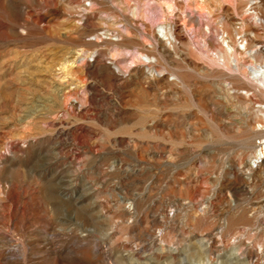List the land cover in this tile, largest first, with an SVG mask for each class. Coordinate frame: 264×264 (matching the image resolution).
<instances>
[{
    "label": "rangeland",
    "instance_id": "rangeland-1",
    "mask_svg": "<svg viewBox=\"0 0 264 264\" xmlns=\"http://www.w3.org/2000/svg\"><path fill=\"white\" fill-rule=\"evenodd\" d=\"M260 78L264 0H0V264H264Z\"/></svg>",
    "mask_w": 264,
    "mask_h": 264
},
{
    "label": "bare ground",
    "instance_id": "bare-ground-1",
    "mask_svg": "<svg viewBox=\"0 0 264 264\" xmlns=\"http://www.w3.org/2000/svg\"><path fill=\"white\" fill-rule=\"evenodd\" d=\"M161 4V3H160ZM170 6V5H169ZM227 27H228V25H227ZM224 31V30H223ZM226 32V31H225ZM170 44H171V42H170ZM229 46V45H228ZM227 48V47H226ZM231 48V47H230ZM226 50H228V49H226ZM229 51V50H228ZM260 54V53H259ZM232 55V54H231ZM224 56H225V54L224 53H222L221 52V56L220 57H222L223 59H224ZM251 56V55H250ZM254 57V56H253ZM252 57V58H253ZM215 58V57H214ZM216 59H218V58H216ZM221 60V59H220ZM218 61V60H217ZM224 63V62H223ZM254 64V63H253ZM255 65V64H254ZM224 66V65H223ZM246 66V65H245ZM253 66V65H252ZM236 67V66H235ZM249 67V66H248ZM255 67H258V65L257 66H255ZM247 69V68H246ZM245 69V70H246ZM260 69V68H259ZM238 70V69H237ZM239 70H241V69H239ZM257 70V69H256ZM261 70V69H260ZM244 72V71H243ZM251 72H249V74H250ZM254 73H255V71H254ZM253 73V74H254ZM261 73V72H260ZM241 74V73H240ZM258 74V73H257ZM242 75V74H241ZM244 75V74H243ZM250 76V75H249ZM256 76V75H255ZM260 76V75H259ZM247 77V76H246ZM253 77V76H252ZM240 78V77H239ZM239 78H237V79H239ZM241 79V78H240ZM233 80H235V79H233ZM253 81H254V78L252 79ZM257 80H259L262 84H264V78H260V79H257ZM235 82V81H234ZM256 82V81H255ZM258 82V81H257ZM256 82V83H257ZM237 84V83H236ZM258 84V83H257ZM236 86H238V85H236ZM237 88H239V87H237ZM236 89V88H235ZM262 89H264V88H262ZM239 90H241V89H239ZM241 93V92H240ZM243 93H245L244 91H243ZM262 93V92H261ZM239 94V93H238ZM245 95V94H244ZM237 96H239V95H237ZM241 96V95H240ZM243 96V95H242ZM245 97H246V95H245ZM238 98H240V97H238ZM242 100V99H241ZM260 113V112H259ZM257 124V126H258V124L259 123H256ZM261 127V126H260ZM257 128V127H256ZM253 131V130H252ZM256 134H257V136L259 135V133H256L255 132V134H254V136H256ZM253 134H251V135H249V136H252ZM253 137V136H252ZM250 138V137H249ZM253 139H255V137L253 138ZM261 139H264V138H261ZM250 140V139H249ZM262 142H264V141H262ZM261 153H264V151H262ZM255 155H256V153H255ZM258 159H260V158H258ZM262 159V158H261ZM261 162V161H260ZM262 163H264V161H262ZM257 165V164H256ZM247 167V166H246ZM253 167V166H252ZM251 168V167H250ZM249 169V168H248ZM256 169V168H255ZM260 169V168H259ZM251 170V169H250ZM246 171V170H245ZM247 172V171H246ZM252 172V171H251ZM254 172V171H253ZM248 173H250V172H248ZM260 173V172H259ZM262 173H264V172H262ZM248 176V175H247ZM261 176V175H260ZM254 177V176H253ZM256 178V177H255ZM258 178V177H257ZM248 180H249V178H248ZM253 180V179H252ZM255 180V179H254ZM247 181V180H246ZM229 182H231V180L229 181ZM253 183V182H252ZM250 184V183H249ZM248 184V185H249ZM243 186H245V185H243ZM241 187V186H240ZM250 187V186H249ZM250 191V190H249ZM261 199H264V198H261ZM209 204V203H208ZM130 208V207H129ZM223 228V227H222ZM215 230V229H214ZM223 231V230H222ZM212 233V232H211ZM209 234V233H208ZM215 234V233H214ZM216 235V234H215ZM203 238V237H202ZM207 238V237H206ZM205 238V239H206ZM214 238H215V236H214ZM217 238V237H216ZM215 238V239H216ZM220 238V237H219ZM213 239L210 237L209 238V241H212ZM206 241V240H205ZM218 241V240H217ZM221 242H222V240H221ZM218 243V242H217ZM202 244V243H201ZM214 244V243H213ZM215 244H216V242H215ZM219 245V244H218ZM146 246V245H145ZM144 246V247H145ZM211 246V245H210ZM218 248V247H217ZM221 248V247H220ZM144 249V248H143ZM214 250H215V248H213ZM262 249V248H261ZM205 251H206V248H205ZM216 251V250H215ZM217 252V251H216ZM223 252V251H222ZM145 253V252H144ZM219 253V252H218ZM171 255H172V252H171ZM174 255V254H173ZM142 256H144V255H142ZM209 256V255H208ZM241 256V255H240ZM210 257V256H209ZM238 257V256H237ZM261 257H264V256H261ZM218 258H220V257H218ZM251 258V257H250ZM214 259V258H213ZM225 260V259H224ZM251 260V259H250ZM227 261V260H226ZM207 262V261H206ZM210 262V261H209ZM251 262V261H250ZM205 264V263H204ZM215 264V263H214Z\"/></svg>",
    "mask_w": 264,
    "mask_h": 264
}]
</instances>
